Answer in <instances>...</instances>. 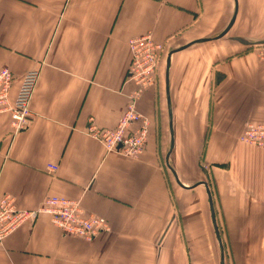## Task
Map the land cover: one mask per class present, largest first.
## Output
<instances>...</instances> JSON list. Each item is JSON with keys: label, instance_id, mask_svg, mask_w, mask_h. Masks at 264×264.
Here are the masks:
<instances>
[{"label": "crops", "instance_id": "0c3cea01", "mask_svg": "<svg viewBox=\"0 0 264 264\" xmlns=\"http://www.w3.org/2000/svg\"><path fill=\"white\" fill-rule=\"evenodd\" d=\"M148 35L165 50L154 84L135 100L141 117L127 133L143 125L148 133L132 158L108 151L87 127L118 126L139 88L127 78L128 42ZM230 37L264 40V0H0L11 100L21 77L40 71L29 127L13 135L0 112V200L34 210L65 197L111 225L87 242L42 213L5 237L0 264H193L201 255L221 263L219 242L202 253L197 244L218 241L207 188L175 180L180 193L168 177L173 169L187 187L206 182L185 172L201 178L199 161L215 187L216 202L206 182L217 226L225 225L224 259L229 241L233 264H264V149L239 140L248 122H264V61L257 46Z\"/></svg>", "mask_w": 264, "mask_h": 264}, {"label": "built area", "instance_id": "2783aa9c", "mask_svg": "<svg viewBox=\"0 0 264 264\" xmlns=\"http://www.w3.org/2000/svg\"><path fill=\"white\" fill-rule=\"evenodd\" d=\"M128 44L132 58L127 78L139 87L138 91L115 129L101 130L91 120L87 133L98 140L108 151L134 158L143 152L148 133L145 125L132 133H127L131 124L141 117L136 111L135 100L139 92L154 84L159 58L165 48L162 44L154 42L149 35L132 38ZM258 50L260 59L264 61V45ZM39 76L38 69L27 71L19 81L15 98L11 100L14 74L8 68L0 70V112L9 113L13 135L23 132L30 125L32 117L30 104ZM239 140L264 149V122H248ZM49 169L55 172L57 167L51 165ZM42 213L51 217L54 226L64 236L92 242L99 235L111 231V225L106 218L87 214L77 200L50 196L38 209L18 210L13 206L12 199L7 196L0 200V246L5 237L16 228L28 220H35Z\"/></svg>", "mask_w": 264, "mask_h": 264}, {"label": "rangeland", "instance_id": "374dc122", "mask_svg": "<svg viewBox=\"0 0 264 264\" xmlns=\"http://www.w3.org/2000/svg\"><path fill=\"white\" fill-rule=\"evenodd\" d=\"M234 32H232L231 34H233ZM230 36H232V35H230ZM259 47H261V46H257L256 48H258L259 49ZM259 148V147H258ZM259 149H262V148H259ZM199 168H198V172L200 171L201 172V178H195V175H196V173H195V170H194V168L193 169H189V168H187V170H185V172L187 173V172H191V174H192V176H191V174H188V176H191V177H193L194 176V179H196V181H198V180H200V179H203V180H205L206 182L208 181V184H209V186H210V188H211V191L213 192V196L215 197V202H216V200H217V198H216V191H215V187H214V184H213V182H210V180L208 179V176L206 175V171H207V169L208 168H206V166H205V164L203 163V162H200L199 161ZM181 170V169H180ZM203 173V174H202ZM206 175V176H205ZM168 177H169V179L171 180V182H172V184H173V186L176 188V190H178V192H180V193H182L183 191L178 187V185L176 184V182H175V178H174V176H173V174L171 173H168ZM182 177H184V175L182 174ZM187 177V176H186ZM190 177V178H191ZM195 197V198H194ZM197 196H196V194H195V196L194 195H188L187 197H185L184 199H186V200H188L189 201V203H191V201H197V198H196ZM184 212L181 210L180 211V214H179V216H178V220H177V222H179V226H180V229H181V234H183V236H185V234H188V225L187 224H185L184 223V216H185V214H183ZM218 220H219V218H218ZM219 229H220V232L224 235V232H226V229H225V225H223L221 222H220V220H219ZM211 230H212V232H213V229H212V227H211ZM213 234H214V232H213ZM217 242L218 241H216V242H206V241H197V244H199L200 246H201V253H202V251H203V248L204 247H210L211 246V248L212 249H214V248H217ZM226 242V249H227V251H226V254H227V264H233V260H232V257L230 256V253H231V248H230V244H231V242H229V241H225ZM189 243H190V245H192V243L189 241ZM190 250H191V247H190ZM189 259H190V256H189ZM197 262H195V260H194V262H193V264H221L220 262H219V257H209V256H202L201 255V257H197ZM225 259V260H226ZM226 263V262H225ZM190 264H192V263H190Z\"/></svg>", "mask_w": 264, "mask_h": 264}, {"label": "water", "instance_id": "95a60500", "mask_svg": "<svg viewBox=\"0 0 264 264\" xmlns=\"http://www.w3.org/2000/svg\"><path fill=\"white\" fill-rule=\"evenodd\" d=\"M235 18H236V16L233 17V19H232V21L230 22V24H229L227 30H226L223 34H221L220 36H218L217 38L222 37L223 35H225V34L228 32V30H229V29L231 28V26L233 25V23H234V21H235ZM207 40H209V39L199 40V42H204V41H207ZM230 40H232V41H236V42H238V43H240V44H242V45H244V46H262V45H264V40H260V41H250V40L244 39V38H242V37H230ZM169 65H170V63H169V61H168V65H167L168 68H169ZM169 155H170V153L168 154V160H167V162H166V165H167V167H168L169 169H171V166H170V163H169ZM171 171H172V174H173L175 180L177 181V183H178L181 187H183V188H194V187H197V186H199V185H204V186L207 188V192H208V196H209V202H210V208H211L212 221H213V225H214L215 233H216V236H217V239H218V242H219V245H220V249H221V264H225L224 251H223V244H222L221 235H220V232H219V229H218V226H217V222H216L215 208H214V201H213L212 194H211V192H210V190H209V187H208L207 183H206V182H200V183L195 184V185L192 186V187H187V186H185L184 184H182V183L180 182V180H179L178 175L176 174V172H175L173 169H171ZM169 227H170V224H169V226L166 228V230H165V232H164V234H163V236H162V239H163V237L165 236L166 232L168 231Z\"/></svg>", "mask_w": 264, "mask_h": 264}]
</instances>
